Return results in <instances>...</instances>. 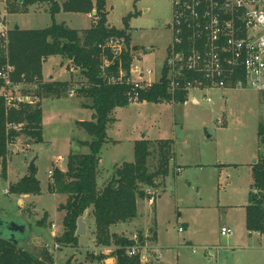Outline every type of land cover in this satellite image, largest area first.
Here are the masks:
<instances>
[{"label": "rangeland", "instance_id": "1", "mask_svg": "<svg viewBox=\"0 0 264 264\" xmlns=\"http://www.w3.org/2000/svg\"><path fill=\"white\" fill-rule=\"evenodd\" d=\"M9 10L7 0H0V12L8 20L4 29L7 31L0 34L4 53L8 50L9 31L16 25L40 29L55 21L82 30L95 21L93 12L89 17L60 11L53 18L47 6H32L21 13ZM106 10L109 25L125 29L129 24L131 43L138 46L136 56L142 67L154 68L153 72L159 73L172 41L171 0H106ZM64 60L54 55L43 67L48 80L68 82L61 97H42L44 141L33 143L22 136L19 142L11 144L6 176L0 161V212L26 221L31 236L25 243L38 250L43 246L50 248L55 264H66L69 260L72 264H110L111 260L117 264L114 244H96L90 211L85 213L88 231L82 237L79 235L77 246L54 245L55 237L64 231L65 212L58 207L66 202L67 195L49 190L52 173L56 167L67 170L70 153L90 152L84 142L92 137L79 127L78 121H90L94 113L87 107L91 100L79 93L86 83L84 74L78 68L71 71L68 60ZM24 89L21 85L14 94L21 97ZM207 94L212 97L211 102L202 99L203 93L195 92L186 102H133L113 111L114 120L108 124L107 141L99 155V189L117 167L134 161L135 143L140 139L155 143L148 160L151 170L159 164L156 141L173 140L174 158L169 175L159 178L157 189H149L153 202L140 199L138 217L111 226L110 233L130 237L137 231L152 238L155 229L158 239L152 245L161 262L155 260L153 264H264V234L249 232L246 227L252 166L264 156V93L229 89ZM193 95L200 98L199 103L191 100ZM32 161L41 193L30 196L11 193L10 185L32 172ZM4 189L9 192L4 193ZM41 220L45 221L43 225L38 223ZM52 223L57 225L55 232ZM223 226L231 227L233 234L223 235ZM100 254L104 257H98Z\"/></svg>", "mask_w": 264, "mask_h": 264}, {"label": "trees", "instance_id": "2", "mask_svg": "<svg viewBox=\"0 0 264 264\" xmlns=\"http://www.w3.org/2000/svg\"><path fill=\"white\" fill-rule=\"evenodd\" d=\"M10 13L27 12L30 6L47 5L54 16L60 12L94 14L95 21L90 28L74 29L66 22L54 23L46 28L22 29L16 26L9 31L7 53L0 52V72L10 67L9 77L14 83L25 86L23 95L30 94L32 103L19 100L8 104L2 90L5 80L0 78V161L6 176L7 160L10 145L19 142L22 136L33 140V143L44 141L42 97H61L68 89L67 81H46L43 75L44 62L54 55L70 60V64L81 70L86 83L79 89L84 97L91 100L87 107L94 110L93 119L78 121L91 137L85 141L90 152L70 153L67 170L55 168L49 190L53 193L67 195L66 202L61 203L59 210L64 211V231L55 237L60 246H77V222L79 217L91 210L95 222L96 244L102 246L115 245L117 264H141L140 257L128 254L129 246L134 241L128 236H117L110 233L111 226L120 222L132 221L138 217V201L150 199L149 189L160 186L159 178L170 173V163L174 158L173 140L163 139L158 145L159 164L151 170L148 160L155 144L143 138L135 143V159L124 162L114 170L111 178L99 189L97 184L100 151L107 141L109 122L114 120L113 111L120 106L130 104L128 91L130 86L120 83H109L104 79L101 70L99 44L111 37H125L131 44L128 25L125 29H117L108 23L106 0H7ZM132 16L130 14L126 20ZM136 51L138 46H133ZM133 57L129 53L123 55V67L129 71ZM118 65L113 66L117 70ZM164 76L147 91H141L139 101L163 102L171 101ZM178 101L185 102L186 94L179 93ZM21 125L18 129L12 125ZM263 131L260 130V134ZM264 144V136L262 138ZM14 194L36 195L41 193V183L31 172L17 183L10 185ZM46 218V216L44 217ZM43 225L45 221H39ZM246 227L249 232L264 234V156L252 166V183L249 203L246 206ZM152 238L156 231L152 229ZM140 240L144 235L140 233ZM98 257H104L100 254ZM0 264H55L53 251L47 246L39 250L33 246H20L0 237ZM66 264H72L69 260Z\"/></svg>", "mask_w": 264, "mask_h": 264}, {"label": "built area", "instance_id": "3", "mask_svg": "<svg viewBox=\"0 0 264 264\" xmlns=\"http://www.w3.org/2000/svg\"><path fill=\"white\" fill-rule=\"evenodd\" d=\"M171 3L172 41L159 73L153 72L154 68L142 67L132 43L129 45L125 37H111L99 44L104 79L129 85L130 103L140 102V92L161 82L164 71L163 81L171 101H176L179 93H185L188 101L192 93L200 92L208 102L212 97L207 93L216 90L253 89L264 93V0H171ZM7 22L6 14L0 12V34L7 31L4 30ZM2 45L0 38V52ZM125 53L133 57L129 71L123 67ZM116 65L118 69L114 70ZM70 66L71 71L76 69ZM9 70L7 66L0 72V78L5 80L2 93L8 104L19 100L32 103L30 94L21 97L14 94L22 84L11 81ZM191 100L200 102L196 95ZM20 126L12 125L15 129ZM153 200L152 195L149 202ZM221 233L232 235L233 229L223 226ZM130 238L134 241L128 248L130 256L138 255L141 264L158 260L149 235L141 241L140 233L135 232ZM59 247L55 243V248Z\"/></svg>", "mask_w": 264, "mask_h": 264}, {"label": "water", "instance_id": "4", "mask_svg": "<svg viewBox=\"0 0 264 264\" xmlns=\"http://www.w3.org/2000/svg\"><path fill=\"white\" fill-rule=\"evenodd\" d=\"M95 13V11H93ZM18 28V25H16ZM151 49H147V52H150ZM30 170L32 172L36 171L34 167V161L31 163ZM77 235L81 236L87 232V223L85 221V214L79 217L77 222ZM31 236V231L29 224L26 221H19L13 217L4 216L0 212V237L5 238L16 245L26 246Z\"/></svg>", "mask_w": 264, "mask_h": 264}, {"label": "crops", "instance_id": "5", "mask_svg": "<svg viewBox=\"0 0 264 264\" xmlns=\"http://www.w3.org/2000/svg\"><path fill=\"white\" fill-rule=\"evenodd\" d=\"M33 6H41V7H42V6H47V5H38V4H36V5H33ZM31 7H32V6H30L29 9H30ZM29 9H28V11H29ZM47 9H48V6H47ZM48 10H49V9H48ZM28 11H27V12H28ZM93 14H95V13L93 12ZM93 14H92V15H93ZM87 15L90 17L89 14H87ZM93 16H94V15H93ZM91 18H92V17H91ZM93 22H94V21H93ZM18 27H19V25H18ZM150 52H151V51H150ZM150 52H149V53H150ZM50 57H52V56H50ZM50 57L44 62V64L50 59ZM63 60H64V58L62 57V62H63ZM67 60H68V62H69V63L67 62L68 65H71V64H70V63H71L70 60H69V59H67ZM64 61H65V60H64ZM43 67H44V66H43ZM74 71H75V70H74ZM43 75H44V78L46 79V81H59V80H56V79H49V80H48V79L46 78L44 72H43ZM72 75H73V74H72ZM72 75H71V76H72ZM179 169H180V167L178 168V170H179ZM178 170H177V172H178ZM5 190H9V189H4V190H3L4 193H7V192H5ZM25 196H30V195H26V194H25ZM89 211H90V213H91V210H89ZM64 215H65V214H64ZM90 217H91V220H92L93 225H95L94 217L92 216V214H91ZM85 221H86V223H87L86 218H85ZM53 224H55V223H52V225H51V229L55 232L56 229H57V225L55 224V227H54L55 229H53V228H52ZM63 226H64V225H63ZM230 228H231V227H230ZM87 231H88V223H87ZM155 231H156V230H155ZM135 232H137V231H133V233H135ZM86 233H87V232H86ZM260 234H261V233H260ZM152 235H153V233H152ZM152 235H151V236H152ZM55 236H56V234H55ZM57 236H59V235H57ZM57 236H56V237H57ZM131 236H132V235H131ZM131 236H130V237H131ZM81 237H82V236H81ZM157 239H158V238H157V231H156L155 239H153L152 241H157ZM92 241H93V240H92ZM81 242H82V241L80 240V243H81ZM93 244H94V243H93ZM54 245H55V243H54ZM100 249H102V248H100ZM105 250L107 251V248H105ZM106 251H104V252H106ZM158 261H159V259H158ZM108 262H110V260H109ZM159 262H161V259H160ZM110 264H114L113 260H111V263H110Z\"/></svg>", "mask_w": 264, "mask_h": 264}]
</instances>
